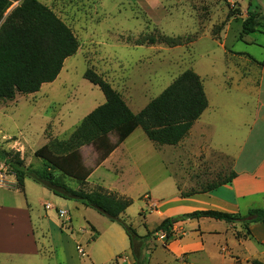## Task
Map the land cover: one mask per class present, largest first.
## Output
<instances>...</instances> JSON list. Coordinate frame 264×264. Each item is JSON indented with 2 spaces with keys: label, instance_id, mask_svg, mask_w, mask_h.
Wrapping results in <instances>:
<instances>
[{
  "label": "rangeland",
  "instance_id": "rangeland-1",
  "mask_svg": "<svg viewBox=\"0 0 264 264\" xmlns=\"http://www.w3.org/2000/svg\"><path fill=\"white\" fill-rule=\"evenodd\" d=\"M9 1L11 5L6 13L21 0ZM38 1L70 27L79 46L75 54L64 60L60 73L52 82L42 84L34 93H17L11 100H0V150L12 154L18 152L25 166H41L34 151L49 140L66 139L86 114L105 101L100 88L85 77L88 71L107 81L136 113L180 73L192 69L200 76L208 100V109L194 131L203 129L204 139L216 146V151L203 148V138L198 141V146L188 133L177 145H160L162 149L154 153L151 146L155 143L137 127L121 145L123 156L118 164L121 166V172H117L119 178L107 177L103 175L104 170H98L87 178L85 187L92 189L103 187L105 183L114 184L118 190L112 191L132 201L121 217L138 235H144L163 219L157 212L160 210L156 205L158 202L169 200L175 194L182 196L204 189L234 174L232 158L217 151L233 141L231 135L244 132V128L239 133L228 130L231 127L228 118L239 112L248 113L255 98L258 63L245 53L262 57L264 25L260 22L256 32L244 37L241 23L249 11L264 14V0ZM162 34L180 36L184 43L169 46L162 42H146L148 36ZM248 41L256 44L246 43ZM116 139L115 133L109 134L111 142ZM82 146L79 148L82 161L89 169L100 161L101 154L91 143ZM152 156L154 158L147 162L145 157ZM161 158L160 168L156 161ZM26 180L41 188L31 179ZM68 183L77 186L73 180ZM16 187L14 174L0 160V203H25L21 193L12 191ZM30 195L27 202L34 212L41 211L42 203L49 202L32 192ZM60 208L68 209L73 215L72 223L71 217L68 225L60 222L62 228L70 230L73 224L77 229L87 225L86 221L96 227L100 234L97 241V232L92 226L87 225L79 231L83 233L81 243L85 244L89 254L96 255L98 261L104 262L110 259L109 254L115 253L116 257L112 256L107 264H133V256L130 261L125 259L131 249L118 223L84 205H59L58 211ZM176 223L170 238L160 233L149 238L147 248L142 252L143 264H192L188 254L172 251V244L183 234L174 228ZM86 229L88 233L84 232ZM77 246L83 250L79 253L83 257L78 256L80 263L90 264L84 257V248L79 243ZM246 255L250 256L242 257L246 262L264 258L262 254ZM41 256L35 254L33 264H55L52 254ZM202 261L206 262L203 258ZM8 262L17 264L14 257Z\"/></svg>",
  "mask_w": 264,
  "mask_h": 264
},
{
  "label": "trees",
  "instance_id": "trees-1",
  "mask_svg": "<svg viewBox=\"0 0 264 264\" xmlns=\"http://www.w3.org/2000/svg\"><path fill=\"white\" fill-rule=\"evenodd\" d=\"M10 5L9 0H0V100H11L17 93H34L42 84L52 82L60 73L64 60L75 54L79 46L70 27L38 0H21L6 13ZM260 22L264 25V14L249 11L241 23L243 36L256 32ZM146 42L176 46L182 45L184 40L180 36L162 34L148 36ZM85 77L100 88L105 101L86 114L66 139L49 140L34 151L41 166H25L18 152L12 154L0 150V160L14 174L19 191H24V180L30 178L54 195L91 207L118 223L128 237L133 264H143L142 252L150 237L160 233L170 238L172 226L178 221L207 217L228 223L242 222L246 229L251 223L264 222V207L250 208L244 214L195 210L165 217L153 230L138 235L121 217L132 203L131 199L102 186L86 189L91 169L84 165L79 148L93 144L102 161L137 127L155 145H177L208 106L202 80L195 71L186 69L134 113L107 81L89 71ZM110 133L116 134L115 142L109 140ZM233 175L204 189L181 195L209 191L230 182ZM69 180L75 181L77 186H71ZM250 263L264 264L259 259H252Z\"/></svg>",
  "mask_w": 264,
  "mask_h": 264
},
{
  "label": "crops",
  "instance_id": "crops-1",
  "mask_svg": "<svg viewBox=\"0 0 264 264\" xmlns=\"http://www.w3.org/2000/svg\"><path fill=\"white\" fill-rule=\"evenodd\" d=\"M246 36L244 35V37ZM246 43L256 44L254 41ZM262 48L264 49V46ZM245 54L250 55L258 62H263V64H258L259 81L250 111L248 113L245 111L244 114L239 112L234 117L228 118L229 125L232 127L228 130L234 129L239 133L240 129L244 128V132L231 135L233 141L229 145H225L224 149L221 147L222 150L217 151L232 158L234 175L231 181L209 191L193 193L184 197L175 194L169 200L158 202L156 205L160 210L157 212L161 218L195 210L244 214L250 208L264 207V54L260 58L249 53ZM207 109L208 107L201 116ZM200 117L192 125L188 136L196 141L197 145L198 141L203 138V148L207 147L216 151L217 147L204 139L203 132L205 131L203 129L194 131ZM124 141L115 147L105 159L89 168L91 169L90 175L98 170H104L103 175L107 177L113 175L115 179H118L117 172H121V166L118 164L123 156L121 145ZM151 147H153L154 153L158 152L157 149L159 151L162 149L157 145ZM153 158L154 156L145 157L147 162ZM156 162L160 163L161 168L163 159ZM116 166L119 167L116 168ZM113 168H115L116 175L112 174ZM141 168L147 167L142 166ZM26 179L23 192L17 188L12 190L21 193L26 200L25 203H0V264H8L11 257H14L17 264H33L35 254L40 255L41 258V254H52L55 264H81V259L78 260L80 255L76 249L78 243L84 248V257L88 258L90 264H107L114 256L116 257L117 254L108 253L110 259L101 262L96 259L93 252L89 254L85 244L80 241L83 233L79 230L87 225L92 226L94 232H97L95 241L100 238L98 230L89 221H86L87 225L78 226L77 229L73 228V224L70 230L61 227V218L57 213L58 206L65 207L72 204L77 207L81 206V203L58 197L42 185L41 188H37ZM103 187L109 190H118L114 184L107 185L105 183ZM30 192L49 201L46 204L42 203L41 211L34 212L27 202L31 196ZM62 209L65 210V208ZM69 213L72 223L73 215L70 211ZM93 215L91 214V216ZM88 220L93 222L90 217ZM174 228L183 234L172 244V251L175 254H188V261L192 264H251L243 260V258L250 257L246 254H262L261 256H264V222L251 223L246 229L242 222L228 223L223 220L203 217L178 221ZM247 230L249 231L248 235ZM84 232L88 233L89 230L86 229ZM237 233L239 237H236ZM244 245L246 246L244 247ZM247 245H251V247ZM131 257L132 254H128L125 259L130 261ZM202 258L206 262L202 261ZM120 260L123 259L120 258ZM260 260L264 262V258Z\"/></svg>",
  "mask_w": 264,
  "mask_h": 264
},
{
  "label": "built area",
  "instance_id": "built-area-1",
  "mask_svg": "<svg viewBox=\"0 0 264 264\" xmlns=\"http://www.w3.org/2000/svg\"><path fill=\"white\" fill-rule=\"evenodd\" d=\"M58 214H60L63 217V220H61V222L64 221L66 223V225H68L70 223V215L66 210L60 209L58 211ZM76 249H77L78 253H81V254L83 253V250L79 246H77Z\"/></svg>",
  "mask_w": 264,
  "mask_h": 264
}]
</instances>
